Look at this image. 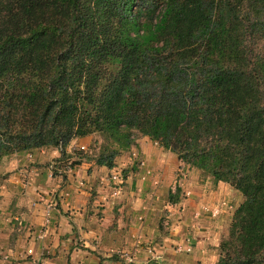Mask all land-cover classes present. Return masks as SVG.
<instances>
[{
  "label": "trees",
  "instance_id": "1",
  "mask_svg": "<svg viewBox=\"0 0 264 264\" xmlns=\"http://www.w3.org/2000/svg\"><path fill=\"white\" fill-rule=\"evenodd\" d=\"M96 132L242 192L215 264H264V0H0V165Z\"/></svg>",
  "mask_w": 264,
  "mask_h": 264
},
{
  "label": "crops",
  "instance_id": "2",
  "mask_svg": "<svg viewBox=\"0 0 264 264\" xmlns=\"http://www.w3.org/2000/svg\"><path fill=\"white\" fill-rule=\"evenodd\" d=\"M88 138H75L66 146L70 160L79 162L70 168L57 166L53 171L43 164L49 157L58 159V149L16 153L0 165V211L30 228L33 244L40 251L59 256L71 253L75 264L217 262L220 242L228 236L241 204H236L241 198L239 191L213 178L186 179L181 185L191 195L172 202L169 190L174 191L181 160L168 157L154 141L140 138L132 155L123 164L117 159L110 168L71 151L73 143L86 146ZM146 167L154 173L144 178ZM114 168L124 176L116 195L109 175ZM126 168L130 170L124 172ZM221 199L233 203L234 208L223 209L217 218L201 214L202 206H213ZM188 235L192 252L176 251ZM130 258L134 261L129 262Z\"/></svg>",
  "mask_w": 264,
  "mask_h": 264
},
{
  "label": "rangeland",
  "instance_id": "3",
  "mask_svg": "<svg viewBox=\"0 0 264 264\" xmlns=\"http://www.w3.org/2000/svg\"><path fill=\"white\" fill-rule=\"evenodd\" d=\"M135 136L137 137L135 144L137 142V139H140V138H147V139L151 140L150 137H148V136H142V135H138V134H135ZM88 137H89L88 138L89 142L86 144L84 149H82V147H80V146L76 147V144L73 143V145L71 146V151L73 149H75L76 155L86 157L89 155L98 154L101 151V148L106 144L111 145L110 138L108 136L102 134L101 132H96V133L90 134V135H88ZM135 144H133V146H132L133 149L132 148L127 149V150L121 149L120 153H118V155L115 157V159L116 160L118 159L120 164H123L125 162V160L129 156L132 155V151L136 150ZM154 145H155V143H154ZM155 146H157V145H155ZM164 151H166L164 153L167 154L168 157L178 158V156L175 153H173L169 150H165V149H164ZM158 155H160V153H158ZM8 157H11V156H8ZM4 159H5V157L3 158V160ZM52 160H55L54 157H52V158L49 157L48 159L43 161V164H48L49 162H52ZM12 162H9L8 164H10ZM1 164H2V162H1ZM149 169L151 172L150 174H153L154 173L153 169L151 167ZM123 170H124V172L125 171L127 172L130 170V168H126ZM203 175L205 176V173H203L202 170L190 168L189 166L185 165L181 161V163L178 165V167L175 171V177H176L175 179H177V182L174 186V191H173V189L169 190L170 191L169 193L172 192V194H174L173 201L176 199L177 200L181 199V197L184 195L185 196L191 195V194L187 193V192L190 193V191H187L185 193L183 186L181 185V183L184 180L191 179L193 181H196V180L201 181V179L204 177ZM207 178H212V177H206L204 180H206ZM228 185L231 186L232 188H234L235 190H237L234 186H232L230 184H228ZM237 192H238V190H237ZM239 195L241 198H239L238 199L239 201L236 202V204L238 206L240 203L242 204V202L245 199V196L242 194V192H240ZM169 199H170V197H169ZM207 207H208L207 210L205 209V206L201 207L202 208L201 214L202 213L209 214V212H210L209 209L219 208L220 212L218 213V215L211 216L209 214L212 218H217L218 216H220L222 214L223 209L232 210L234 208V204L229 202L226 199H221L220 201H218L213 206L209 205ZM235 215H236V212H235ZM235 215H234V218H235ZM4 217H5V214L0 211V221H1L0 222V264H32L33 260L37 256H39L41 258L43 264H75L74 259L71 258V253L63 254L62 256H59V254H53L51 252H48V250H46L45 252L40 251L38 249L39 247L37 245L35 246L33 244V241H32L33 239L31 238L32 235H30V233H29L30 228L26 227L24 223H20V220L12 219V217H9V218H7V217L4 218ZM234 218H233V220H234ZM229 232H230V229H229ZM188 236L191 237V235H188ZM222 240H221V242H222ZM33 246L36 247L35 253L30 254L28 252V249L30 247H33ZM152 250L154 252V249H152ZM219 251H220V248H219ZM150 253H151V251H150Z\"/></svg>",
  "mask_w": 264,
  "mask_h": 264
},
{
  "label": "built area",
  "instance_id": "4",
  "mask_svg": "<svg viewBox=\"0 0 264 264\" xmlns=\"http://www.w3.org/2000/svg\"><path fill=\"white\" fill-rule=\"evenodd\" d=\"M84 148H85V146H82V149H84ZM140 163L143 166L145 165V162L144 161H141ZM54 164L55 163L52 162V164L50 165V169H53L54 168ZM70 164H71V161L69 160L68 165H70ZM150 173H151L150 172V169L148 167H146L145 172H144V175H143L144 178L146 176H148ZM110 179L113 182V189H114V192L113 193L115 195L116 194H120L121 189H122V185L124 184V176L122 174V170H120V169H114L111 172V174H110ZM205 209L207 210L208 207L205 206ZM209 211H210L209 214L211 216H216L220 212V209L219 208H213V209H209ZM47 214L49 215V212ZM185 239H186L185 244H177L176 251H178L180 253L181 252H185V253L192 252V250H193L192 237L187 236ZM28 252L30 254H34L35 253V250L33 248H29L28 249ZM132 261H134V259L133 258H130L129 259V262H132ZM32 264H43V262H42L41 258L39 256H37L33 260ZM179 264H182V263H179Z\"/></svg>",
  "mask_w": 264,
  "mask_h": 264
}]
</instances>
